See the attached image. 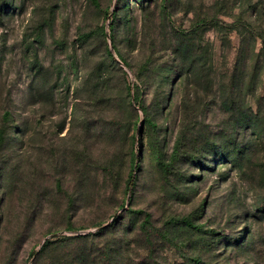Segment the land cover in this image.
Wrapping results in <instances>:
<instances>
[{"label": "rangeland", "instance_id": "rangeland-1", "mask_svg": "<svg viewBox=\"0 0 264 264\" xmlns=\"http://www.w3.org/2000/svg\"><path fill=\"white\" fill-rule=\"evenodd\" d=\"M263 207L264 0H0V264H264Z\"/></svg>", "mask_w": 264, "mask_h": 264}, {"label": "trees", "instance_id": "trees-1", "mask_svg": "<svg viewBox=\"0 0 264 264\" xmlns=\"http://www.w3.org/2000/svg\"><path fill=\"white\" fill-rule=\"evenodd\" d=\"M139 2H142V0H139ZM126 8L127 7V4H124L123 6H122V8ZM116 15V13H115V11H112V13H111V15L110 16H108L107 15V17H108V29H109V34H108V36L110 37V39L112 40V47H113V49H114V51H116L117 52V50H116V47H115V44H114V40H115V37H114V31H115V19L113 18L114 16ZM101 34H103V35H105L106 36V33L104 32V29H102L101 28ZM86 36H89L88 34L86 35ZM105 56H107V58L110 60V62H116L115 61V57H114V55L112 54V52L110 51V49L107 47L106 48V53H105ZM118 59H119V61L122 63V64H124L125 66H129L128 64H127V62L125 61V59L122 57V55L120 54V53H118ZM102 62V64L104 63V64H108V62H104V61H101ZM131 87L130 86H128L127 87V92H128V96L129 97H131V99H132V103H134L135 105H137V106H139V108L140 109H142L143 107L140 105V96H141V94H140V92H139V89L138 88H135L134 89V91H132V93H131ZM6 114V116H9V114L8 113H5ZM144 122H145V124L146 125H148L149 127H151L152 125H153V123H152V121L150 120V119H148V118H146L145 120H144ZM132 138H134V136L132 137ZM257 139H259L260 140V138H258L257 137ZM179 143V142H178ZM178 147L179 146H177V143H176V146H175V149H174V152H173V154H172V158H175V156L177 155V151H178ZM157 159L158 160H160L161 161V158L160 157H157ZM175 160V159H174ZM160 164L163 166V164L164 163H162V161L160 162ZM132 166V168H134V167H136L135 165H134V163H133V165H131ZM132 170H134V169H132ZM133 177H132V173H130V175H129V177H128V179H127V181H126V191H129V188H131V186L134 184L133 183V179H132ZM122 208H123V206H122ZM263 209H264V207H263ZM259 211H263V210H261V209H259ZM184 223L185 224H187V225H189L190 227H193V228H196V229H198L199 227H195L194 225H192V223H190L188 220H186V221H184ZM96 226H101L100 224H97ZM101 230L102 229H100L99 230V232H101ZM65 239L66 238H63V239H58L59 241H65ZM55 241L54 240H50V239H48V240H45V242L42 244V246H41V248H40V252L41 251H43V250H45L47 247H49L51 244H53ZM35 254V252H33L32 254H31V257L33 256Z\"/></svg>", "mask_w": 264, "mask_h": 264}]
</instances>
